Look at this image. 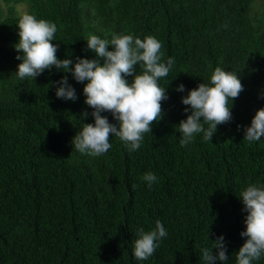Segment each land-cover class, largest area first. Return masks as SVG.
I'll use <instances>...</instances> for the list:
<instances>
[{
    "label": "trees",
    "instance_id": "16d2710c",
    "mask_svg": "<svg viewBox=\"0 0 264 264\" xmlns=\"http://www.w3.org/2000/svg\"><path fill=\"white\" fill-rule=\"evenodd\" d=\"M256 5L259 0H0V264H204L201 249L221 235L227 264H236L246 240L239 194L250 184L264 187V138L243 140L244 127L264 107V6ZM25 13L57 26L52 43L59 59H95L86 47L90 34L154 36L162 43V62L174 61L159 81L169 99L138 150L115 137L97 157L72 150L80 114L88 112L82 122L94 123L84 84L55 67L34 80L17 77L14 46ZM216 67L237 73L244 86L233 119L218 126L211 142L197 134L182 147L177 126L190 111L181 98L200 83L210 85ZM64 75L76 90L74 102L55 95L52 82ZM180 84L184 92L176 91ZM147 172L157 177L151 188L142 179ZM158 220L167 236L147 261H137L139 230H154ZM253 264H264V255Z\"/></svg>",
    "mask_w": 264,
    "mask_h": 264
},
{
    "label": "clouds",
    "instance_id": "9594fccd",
    "mask_svg": "<svg viewBox=\"0 0 264 264\" xmlns=\"http://www.w3.org/2000/svg\"><path fill=\"white\" fill-rule=\"evenodd\" d=\"M18 42L14 48L21 61L15 74L21 80H33L53 67L65 73L71 72L77 83H83L84 103L92 111L94 123H83L88 112L80 114L82 130L72 138V150L82 155L97 157L105 154L111 147L112 137L118 138L128 151L140 148L145 134H151L154 123L164 115L162 101L169 99L166 88L159 81L168 76L173 59L162 62L163 45L154 36L143 40L133 35H113L110 40L90 34L86 40L87 50L95 54V59L76 57L59 59L58 44L55 40L57 26L33 14L25 13L18 19ZM109 45L113 50H109ZM142 71L138 74L136 66ZM71 66V67H70ZM131 77V80L127 79ZM210 85L200 83L188 90L181 98L184 112L190 114L178 124L179 144L182 147L194 142L197 134L211 142L219 125L232 121L233 102L244 91L237 73L216 67L210 77ZM86 82V83H84ZM56 87L55 95L62 100H77L75 88L69 84L68 76L52 82ZM176 91L184 92L180 84ZM110 113L116 123L109 121ZM207 125V127H205ZM238 129L241 126H237ZM264 138V107L256 110L250 126L244 127L243 140L260 142ZM142 179L149 188L157 181L152 172L143 174ZM243 203L245 230L240 233L245 242L235 252L236 264H253L264 255V187L250 184L239 194ZM209 234V233H208ZM167 236L164 225L158 220L155 229L145 232L140 229L134 241L133 256L137 261H147L158 248V241ZM208 238V237H207ZM216 253L213 254V249ZM204 264H227L229 254L223 235L212 241V247L201 249Z\"/></svg>",
    "mask_w": 264,
    "mask_h": 264
},
{
    "label": "rangeland",
    "instance_id": "374dc122",
    "mask_svg": "<svg viewBox=\"0 0 264 264\" xmlns=\"http://www.w3.org/2000/svg\"><path fill=\"white\" fill-rule=\"evenodd\" d=\"M259 1H260V7H259V5H256L254 7L256 10H258V9L261 10L263 8V6H264V0H259ZM20 7H21V9L25 10V6L24 7L20 6Z\"/></svg>",
    "mask_w": 264,
    "mask_h": 264
}]
</instances>
